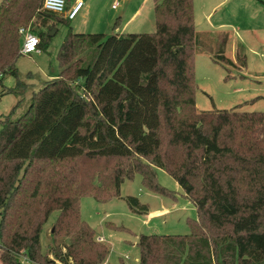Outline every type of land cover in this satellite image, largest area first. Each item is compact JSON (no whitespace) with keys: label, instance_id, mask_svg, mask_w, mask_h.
<instances>
[{"label":"trees","instance_id":"obj_1","mask_svg":"<svg viewBox=\"0 0 264 264\" xmlns=\"http://www.w3.org/2000/svg\"><path fill=\"white\" fill-rule=\"evenodd\" d=\"M43 3L0 5V84L18 78L21 27H41L29 29L40 51L69 28L58 78L34 92L23 117L12 119L13 109L0 124L1 264H50L41 234L55 211V235L68 240L52 251L55 264H103L108 249L82 220V198H121L137 174L144 187L174 197L158 169L179 184L197 219L188 235H141L140 264H264V112L196 108L194 0H153L154 34L112 35L75 32ZM214 62L238 66L223 52ZM110 161L118 162L112 172L97 169ZM127 200L133 212L147 211Z\"/></svg>","mask_w":264,"mask_h":264},{"label":"rangeland","instance_id":"obj_2","mask_svg":"<svg viewBox=\"0 0 264 264\" xmlns=\"http://www.w3.org/2000/svg\"><path fill=\"white\" fill-rule=\"evenodd\" d=\"M3 1L0 0V5ZM152 1L122 0L116 11L112 6L117 2L108 1L105 18L115 14L116 21L123 12L129 14L130 10L143 7L142 15L130 30L154 34L157 29ZM194 21L200 38L193 75L197 86L196 108L199 111L239 108L242 112H264V0H194ZM35 27L38 26H23L31 30ZM68 29L67 26L60 27L46 51L21 55L16 63L18 78L10 75L3 78L0 84V124L8 120L13 109L12 119L23 117L29 110L34 92L58 78L61 71L58 53ZM93 33L110 34V29L98 24ZM222 52L238 66L215 63L214 58ZM239 56L246 60V67L241 68ZM14 91L19 93H10ZM117 163L102 162L97 169L112 172ZM157 180L174 197L162 196L144 187L141 175L137 174L133 180L122 184L121 198H112L105 203L90 196L82 198V220L94 230L95 242L108 249L103 264H140L138 242L141 235L184 236L191 233L189 220L197 219L193 203L166 171L158 169ZM128 197L137 198L148 211L133 212ZM59 214L58 211L51 214L41 234L42 253L50 264H55V252L52 251L68 242L65 236L55 235ZM20 264L30 263L21 257Z\"/></svg>","mask_w":264,"mask_h":264},{"label":"crops","instance_id":"obj_3","mask_svg":"<svg viewBox=\"0 0 264 264\" xmlns=\"http://www.w3.org/2000/svg\"><path fill=\"white\" fill-rule=\"evenodd\" d=\"M74 1L75 0H70L69 6H71L74 3ZM83 1H84V7L80 11V13L77 15L75 19L70 20L71 28L73 31L77 32V30L79 29L81 33H93L97 25L101 24L103 25V27L105 26L108 29H110V34L107 33L108 35L140 33L130 29H133L131 27L136 24V20L142 15L143 7L130 10L129 14L127 12H123L119 16V18L115 21V14L108 15L110 17L105 18V16L107 15L104 11L105 5L108 1H113L114 4L117 2L115 4L116 5L115 8H114L115 5L112 6V9L116 11L119 8L120 2L122 0H83ZM128 1L129 0H123V2H128Z\"/></svg>","mask_w":264,"mask_h":264},{"label":"built area","instance_id":"obj_4","mask_svg":"<svg viewBox=\"0 0 264 264\" xmlns=\"http://www.w3.org/2000/svg\"><path fill=\"white\" fill-rule=\"evenodd\" d=\"M69 2L70 0H44L43 10L65 16L68 20H73L84 7V1L75 0L71 6H69ZM19 33L22 36V47L20 50L22 55H32L40 52L41 40L34 32L27 28H21ZM99 241L101 242L102 239Z\"/></svg>","mask_w":264,"mask_h":264}]
</instances>
